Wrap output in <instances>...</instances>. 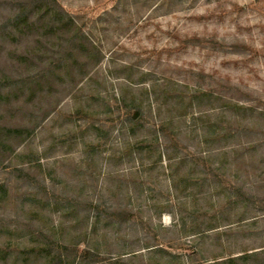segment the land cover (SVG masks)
<instances>
[{
	"label": "rangeland",
	"instance_id": "obj_1",
	"mask_svg": "<svg viewBox=\"0 0 264 264\" xmlns=\"http://www.w3.org/2000/svg\"><path fill=\"white\" fill-rule=\"evenodd\" d=\"M0 264H264V0H0Z\"/></svg>",
	"mask_w": 264,
	"mask_h": 264
}]
</instances>
